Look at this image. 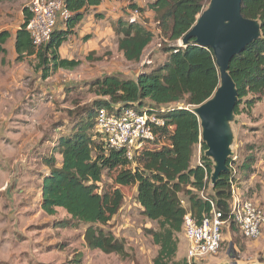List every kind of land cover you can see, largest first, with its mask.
Here are the masks:
<instances>
[{
    "label": "trees",
    "instance_id": "16d2710c",
    "mask_svg": "<svg viewBox=\"0 0 264 264\" xmlns=\"http://www.w3.org/2000/svg\"><path fill=\"white\" fill-rule=\"evenodd\" d=\"M4 1L7 0H0ZM112 1L121 2L125 13L137 11L142 17L138 22L124 14L109 23L116 37V50L123 59L142 63L145 50L152 44L154 33L143 18L148 11L153 14L159 32L157 48L161 58L155 64L151 61L142 64L135 79L112 74L88 83L95 99L68 111V121L55 125L54 129L65 131L58 134L48 156L42 158L49 172L41 179L40 208L49 216L55 215L57 209L65 212L68 218L54 221V229L85 228L83 241L89 251L127 258L124 242L103 227L121 208L123 195L119 188L135 186L141 215L157 226V229L142 228L157 247L152 264H188L185 259L175 260L177 235L182 231L185 212L182 197L198 222L209 215L210 202L221 212L223 220L230 221L231 187L238 189L237 170L248 178L255 163V157L248 155L236 166L230 157L226 164L228 171L211 184L214 164L205 157L206 146L200 139L201 129L193 110L217 90L219 73L211 50L196 45L194 40L184 47L178 45L210 0H146L143 7L138 6V0ZM63 2L70 13L66 26L55 29L45 45L38 49L32 45L26 31L29 15L25 8L23 22L14 36L17 58L34 57L42 80L59 69L70 71L81 64L61 58L58 50L102 0ZM241 14L259 24L260 36L229 64V75L237 91L234 115L241 105L250 109L264 99V0H242ZM8 37V33L0 32V54L5 53L2 45ZM94 56L89 52L85 60H100ZM102 108L113 114L126 109L143 111L164 124L153 125L154 140L128 161L124 151L106 149L94 132L96 113ZM198 146L202 167L192 165ZM105 177L108 182L103 181ZM208 187L210 193L206 194ZM234 227L231 224L233 231ZM81 262L82 255L77 253L71 264Z\"/></svg>",
    "mask_w": 264,
    "mask_h": 264
},
{
    "label": "rangeland",
    "instance_id": "374dc122",
    "mask_svg": "<svg viewBox=\"0 0 264 264\" xmlns=\"http://www.w3.org/2000/svg\"><path fill=\"white\" fill-rule=\"evenodd\" d=\"M145 2L138 0L137 4L143 7ZM26 3L27 0L0 2V32L9 35L2 45L5 53L0 54V264H71L77 253L82 255L81 264H152L156 248L142 228L157 229V226L141 215L135 186L119 188L123 195L121 208L103 227L124 242L127 258L89 251L83 241L85 228L54 229L53 222L68 218L67 215L57 209L55 215L49 216L40 208L41 179L49 172L42 158L48 156L58 134L65 131L54 129L55 125L68 121V111L95 99L89 82L112 74L135 79L141 68L138 63L126 62L117 52L116 37L109 28L111 21L124 14L132 18L133 12L125 13L121 2L102 0L74 28L59 52L60 57H71L81 64L70 71L59 69L42 80L36 59H18L14 50V36L23 22ZM143 18L154 39L144 52L142 64L150 61L155 64L161 58L157 48L159 32L151 12H146ZM135 20L140 22L142 17ZM89 51L100 60L87 62ZM229 132V148L236 166L248 155L255 157L253 173L248 178L237 170L236 195L264 207V99L250 109L241 105L229 123ZM196 158L197 150L192 165ZM103 181L108 182L107 177ZM209 188L206 194L210 193ZM234 229L223 230L217 254L200 264H264V229L251 241L243 239ZM177 239L175 260L180 261L188 243L182 233Z\"/></svg>",
    "mask_w": 264,
    "mask_h": 264
},
{
    "label": "built area",
    "instance_id": "2783aa9c",
    "mask_svg": "<svg viewBox=\"0 0 264 264\" xmlns=\"http://www.w3.org/2000/svg\"><path fill=\"white\" fill-rule=\"evenodd\" d=\"M25 9L29 15L26 31L32 45L38 49L45 45L58 25L65 28L70 13L63 0H27ZM135 20L137 11H132ZM163 122L154 115L126 109L113 114L102 108L96 113L94 132L108 150H122L128 161H132L147 143L154 140L153 125L163 126ZM196 164L202 167L200 146L197 148ZM232 189L229 220L210 202V212L199 222L192 216L189 205L181 200L184 209L181 233L188 243L184 256L188 264H200L208 257L216 255L222 243L224 229L231 224L245 240L257 239L264 229V207L251 200H241Z\"/></svg>",
    "mask_w": 264,
    "mask_h": 264
},
{
    "label": "water",
    "instance_id": "95a60500",
    "mask_svg": "<svg viewBox=\"0 0 264 264\" xmlns=\"http://www.w3.org/2000/svg\"><path fill=\"white\" fill-rule=\"evenodd\" d=\"M241 3L242 0H210L180 41L183 47L194 40L196 45L211 50L219 73L217 90L193 110L201 129L200 139L206 146L205 157L214 164L212 185L228 171L226 164L232 156L229 123L233 120L237 91L229 75V64L260 36L259 24L243 18Z\"/></svg>",
    "mask_w": 264,
    "mask_h": 264
},
{
    "label": "crops",
    "instance_id": "0c3cea01",
    "mask_svg": "<svg viewBox=\"0 0 264 264\" xmlns=\"http://www.w3.org/2000/svg\"><path fill=\"white\" fill-rule=\"evenodd\" d=\"M101 3H102V2H101ZM87 16H88V15H87ZM83 22H84V19H83V20H82L77 26H80ZM77 26H76V27H77ZM76 27H75V28H76ZM109 28H110V27H109ZM110 31H111V29H110ZM73 32H74V29H73ZM69 36H70V35H69ZM69 36H68V37H69ZM62 45H63V44H62ZM62 45H61V47H62ZM61 47L59 48L58 53L60 52ZM89 52H90V51H89ZM89 52H88V53H89ZM91 52H92V51H91ZM88 53H87V54H88ZM120 55H121V54H120ZM86 56H87V55H86ZM121 56H122V55H121ZM61 58H62V57H61ZM122 58H123V57H122ZM65 59H68V60H75V59H73V58H71V57H70V58H65ZM141 64H142V63H140L139 65L141 66ZM137 74H138V72H136V76H137ZM155 248H156L155 251L157 252V247L155 246ZM94 252H100V251L95 250ZM100 253H101V252H100ZM116 256H117V255H116ZM117 257H118V256H117Z\"/></svg>",
    "mask_w": 264,
    "mask_h": 264
}]
</instances>
